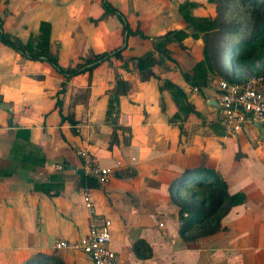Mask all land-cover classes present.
Listing matches in <instances>:
<instances>
[{
    "label": "crops",
    "instance_id": "crops-1",
    "mask_svg": "<svg viewBox=\"0 0 264 264\" xmlns=\"http://www.w3.org/2000/svg\"><path fill=\"white\" fill-rule=\"evenodd\" d=\"M104 2L122 20L104 16ZM185 2L194 4L196 18L215 16L216 4L208 0H0L2 30L22 43L39 34L41 23L49 25V53L63 68L123 49L122 61L71 78L57 95L64 78L48 63L26 60L0 43V169L10 163L17 129L30 132L45 159L42 167L0 178V264H93L82 253L53 248L58 239L81 241L88 232L78 151L112 170L110 183L88 188L97 214L111 223L109 246L126 264H264V128L246 125L237 134L225 128L219 107L211 104L224 79L208 74L199 89L184 81L182 74L203 59L201 39L186 38L183 49L168 45L172 61L153 50V38L186 29L178 11ZM122 21L146 38L127 36ZM146 53L163 63L151 68L153 74L179 87L194 113L180 111L156 79L142 82L131 64L123 68ZM119 76L129 90L119 97L121 130L110 145L113 126L105 112ZM258 90L264 94V84ZM201 169L212 173L205 182L220 178L229 195L243 193L245 201L223 215V231L192 239L200 224L182 233V203L172 201L170 188L183 173ZM54 175L58 196L34 191L33 183ZM185 203L199 209L204 201Z\"/></svg>",
    "mask_w": 264,
    "mask_h": 264
},
{
    "label": "trees",
    "instance_id": "trees-1",
    "mask_svg": "<svg viewBox=\"0 0 264 264\" xmlns=\"http://www.w3.org/2000/svg\"><path fill=\"white\" fill-rule=\"evenodd\" d=\"M208 1L216 4V13L214 17L196 18L192 16L191 9L194 4L185 2L178 6V11L187 25L186 29L169 31L161 37L152 39L153 50H155L157 57L162 56L165 60L169 61H172V58L170 57V51L167 49L168 45L176 43L183 49L182 42L188 37L195 40H202L203 59L195 64L191 74H182L184 81L192 88L196 89L207 85L208 74H215L217 77L228 81V83L234 84L236 81L233 79V73L236 70L245 66H252L256 61L264 57V0L261 3H258L256 0H243L249 3L250 16L246 27L247 33L242 34V36H240V25L227 22L224 18V4L227 3L228 0ZM103 8L104 16L115 15L122 20V16L107 3H103ZM122 24L123 30L126 32L127 36H139L142 39L146 38L139 31H131L125 22L122 21ZM49 29L50 27L48 24L41 23L39 34L36 37H30L26 43H22L19 39L5 33L1 28L0 21V43L11 48L26 60L48 63L64 78V83H62L60 92H58L57 95L64 92L66 82L71 78L82 74L91 76L92 72L104 62H110L111 60L122 61L121 53L123 49L119 47L114 51L94 54L90 58H81L73 67L63 68L59 65L57 56L49 53ZM228 35H237L241 38L238 43H230L229 48L232 49L233 54L226 62L227 50L225 38ZM157 57L153 53H146L143 56L132 58L128 62H124L123 68L127 69L128 64H131L132 68L137 72L139 80L142 82H146L151 78L156 79L159 82V91H170L180 111L184 114H189L190 111L193 112L186 102L184 92L179 87L172 84V82L159 79L151 71L153 66L163 65L162 61L158 60ZM256 74L264 75V66L257 70ZM115 83L113 92L108 96L107 109L105 112V120L113 126L110 145L116 142L117 138L115 131L121 130L120 127L116 125L119 97L125 96L129 90L127 81L122 79L121 76L116 79ZM56 105L59 106L58 99ZM161 108L163 110V106H161ZM60 119L61 122L67 120L61 115ZM29 137L30 132L28 130H16L9 153L10 163L5 168L0 169V178L13 176L20 169L34 170L36 167L44 166L45 159L41 150L30 143ZM123 143H126L125 138ZM210 174H212L211 171L201 169L190 173L185 172L178 179L180 182L184 180L187 182V180L195 178L194 184L202 187L205 183L207 192V196L203 199L204 204L199 209L189 204L179 205L178 216L181 222L180 229L182 233L187 232L192 224L199 225L203 220L216 225L219 224L223 215L228 213L231 207L244 203L245 201V195L243 193L229 195L226 191L225 183L220 178H214L211 182H203L202 179L212 176H209ZM59 180V176H51L47 183H33V189L35 192H42L47 196H58L61 189ZM80 185L89 188H95L97 186L93 179L84 176L83 173L80 174ZM222 209H224L223 214L220 213ZM184 213L188 214L187 217H183ZM214 232V230L204 231L196 234L192 239L207 236Z\"/></svg>",
    "mask_w": 264,
    "mask_h": 264
},
{
    "label": "built area",
    "instance_id": "built-area-1",
    "mask_svg": "<svg viewBox=\"0 0 264 264\" xmlns=\"http://www.w3.org/2000/svg\"><path fill=\"white\" fill-rule=\"evenodd\" d=\"M264 84V75H254L242 83L229 84L220 80V91L216 103L219 107L221 122L233 134H237L246 125H260L264 128V94L258 86ZM196 92V89L192 90ZM81 159V172L93 179L99 186L110 183L112 170L102 166L88 151H78ZM62 166H56L61 170ZM82 202L88 212V232L81 241L58 239L54 242L56 250H68L86 255L93 264H126L109 246L111 240V223L100 217L95 209L90 190L84 186L80 189ZM184 217L187 214L183 215Z\"/></svg>",
    "mask_w": 264,
    "mask_h": 264
},
{
    "label": "rangeland",
    "instance_id": "rangeland-1",
    "mask_svg": "<svg viewBox=\"0 0 264 264\" xmlns=\"http://www.w3.org/2000/svg\"><path fill=\"white\" fill-rule=\"evenodd\" d=\"M258 3H261L263 0H256ZM225 5V12H224V18L227 22H232L235 24L240 25V36L242 34L247 33V25L249 22V3L245 2L243 0H228ZM237 35H228L225 40L226 45V62L228 59L232 56L233 51L230 49V43L235 42L238 43L239 39L241 38ZM228 64V63H227ZM264 66V57H262L260 60L256 61L252 66H245L241 69H238L235 71L236 74L239 75V80L236 83H242L245 82L246 79L250 77H254L256 75L257 70H259L261 67ZM225 81V80H223ZM228 82V81H227ZM205 182V179L203 180ZM195 178H191L190 180H185L183 182H177L176 185L171 186V192L172 195V201L178 202L184 204L185 201H190V203H200L205 197L207 196L205 183L202 187L195 185ZM186 204V203H185ZM224 209L220 212L223 214ZM227 214V213H226ZM223 231L220 222L219 224L210 223L209 221H203L200 223V226H197L195 235L199 234L204 231Z\"/></svg>",
    "mask_w": 264,
    "mask_h": 264
},
{
    "label": "water",
    "instance_id": "water-1",
    "mask_svg": "<svg viewBox=\"0 0 264 264\" xmlns=\"http://www.w3.org/2000/svg\"><path fill=\"white\" fill-rule=\"evenodd\" d=\"M211 104H213L214 106H218L217 103H216L215 101H212ZM81 173H82V172H81L80 169L77 170V174H78V175L81 174Z\"/></svg>",
    "mask_w": 264,
    "mask_h": 264
}]
</instances>
